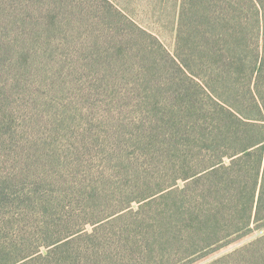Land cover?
Masks as SVG:
<instances>
[{
  "label": "rangeland",
  "instance_id": "rangeland-1",
  "mask_svg": "<svg viewBox=\"0 0 264 264\" xmlns=\"http://www.w3.org/2000/svg\"><path fill=\"white\" fill-rule=\"evenodd\" d=\"M109 1L173 53L179 0ZM131 30L104 0H0V264H264L230 256L264 226L188 258L179 236L153 234L164 202L102 220L172 167L171 89Z\"/></svg>",
  "mask_w": 264,
  "mask_h": 264
},
{
  "label": "trees",
  "instance_id": "trees-1",
  "mask_svg": "<svg viewBox=\"0 0 264 264\" xmlns=\"http://www.w3.org/2000/svg\"><path fill=\"white\" fill-rule=\"evenodd\" d=\"M104 1L135 30L146 60L171 89L176 128L161 139L162 149L173 152L168 180L133 199L136 210L128 203L102 220L116 213L140 218L164 202L163 210L152 211L161 219L153 234L180 237L188 258L264 226V0H179L172 54L157 35ZM39 250L23 259L53 251ZM252 252L264 256V235L230 256Z\"/></svg>",
  "mask_w": 264,
  "mask_h": 264
}]
</instances>
